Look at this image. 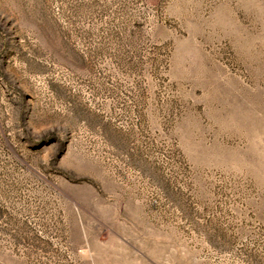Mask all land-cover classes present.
<instances>
[{
  "label": "rangeland",
  "instance_id": "374dc122",
  "mask_svg": "<svg viewBox=\"0 0 264 264\" xmlns=\"http://www.w3.org/2000/svg\"><path fill=\"white\" fill-rule=\"evenodd\" d=\"M0 264H264V0H0Z\"/></svg>",
  "mask_w": 264,
  "mask_h": 264
}]
</instances>
